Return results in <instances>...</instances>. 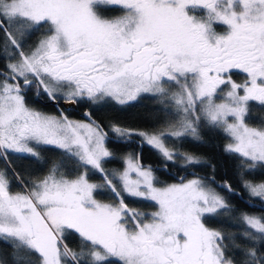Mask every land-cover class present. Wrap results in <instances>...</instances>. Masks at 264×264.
Here are the masks:
<instances>
[{
  "label": "snow or ice",
  "instance_id": "1",
  "mask_svg": "<svg viewBox=\"0 0 264 264\" xmlns=\"http://www.w3.org/2000/svg\"><path fill=\"white\" fill-rule=\"evenodd\" d=\"M0 33V56L15 61L0 72V243L12 249L11 264H264V215L233 207L209 186L214 175L191 173L173 184L156 175L204 163L166 141H199L207 124L232 140L224 151L239 161L243 191L217 187L264 208V179L246 178L264 177V116L258 127L248 123L255 107L264 109V0H0ZM29 92L56 104L58 114L31 106ZM145 97L171 117L162 129L106 124L91 111L83 123L59 108L63 101L126 111ZM112 144L141 151L126 152L123 170H110ZM145 147L160 166L143 163ZM44 148L60 152V161L24 179L26 169L16 171L10 158L32 161L38 172L49 164ZM108 194L110 202L100 198ZM127 199L155 202L157 210L140 212ZM237 211L246 225L241 236L208 225ZM73 236L79 251L66 242ZM237 239L252 247L240 248Z\"/></svg>",
  "mask_w": 264,
  "mask_h": 264
},
{
  "label": "trees",
  "instance_id": "2",
  "mask_svg": "<svg viewBox=\"0 0 264 264\" xmlns=\"http://www.w3.org/2000/svg\"><path fill=\"white\" fill-rule=\"evenodd\" d=\"M112 11L109 13L111 14ZM117 13L119 11L117 10ZM215 29L219 33H223L226 31L223 25L217 24L215 25ZM2 36V33H0ZM40 34L37 33L33 39V42H36L39 39ZM30 46V45H29ZM0 52H2V41H0ZM4 59L3 56H0V68H4ZM246 77L241 73H233V79L236 82H243ZM28 99V102L31 106H37V101ZM162 107L160 102L156 99H151L148 97L142 98L139 103L127 108L126 111H121L120 106H114L111 104L101 105L102 109H98L97 111L94 106L87 105V111L93 113V118L98 120H103L106 124L110 123L114 120H124L128 121L132 127L140 130L146 131H154L156 129H162L164 127L163 120L171 119L168 113L162 112L159 109ZM78 116L77 114H74ZM264 116V109H260L259 107H255L253 109L252 116L248 120V123L254 126H259L258 117ZM200 131V140L196 141L191 138H186L184 140H169L166 141V144L169 148L179 150L183 153H188L194 155L196 157L201 158L204 163L195 167H188L186 169L170 167L167 173L157 172L156 175L159 176L160 180H162L165 184L173 181V180H181L182 178L191 177V173H195V175H199L201 177H209L211 178L213 175L216 179V184H210L218 190L222 195L228 198L229 203L239 209L240 211L248 212L253 215H264V208H262L259 204V201H254L256 203V207L249 208L243 200L232 198L229 194L223 191L221 188L217 187L219 184H224L225 182L230 183L236 192H242V188L240 185L239 175L237 165L239 163L237 157L234 154L226 153L224 151L225 146L229 142V136L222 130L214 127H210L207 124H202ZM110 148L113 149L116 153V159L109 161L105 164L107 169H117L123 170V163L120 159L128 151H136L140 152L141 149L135 147V145L131 147H126L120 144H112L109 145ZM42 155L49 160V164L44 167L42 170L38 172H33L32 169L35 167L32 161L28 159H21L19 156H13L10 159L13 162V167L16 171H23L24 179H34L36 175H46L48 169L52 166V163L59 162L61 159V153L58 151H54L48 148L41 149ZM142 160L144 164H151L153 166L159 165V157L157 153L151 150L148 147L143 148L142 150ZM179 163H183L180 161ZM207 164L214 165V169L211 167H207ZM5 168V163L3 160H0V169ZM83 171V169H80ZM31 173V174H30ZM183 174L181 179L178 178ZM91 175V173H90ZM247 179H256L257 181L264 179L259 175L253 177L251 174L246 176ZM92 180L94 182H99V177L93 175ZM22 190L18 185L13 186V191ZM106 202H110L112 200L111 194L100 197ZM244 199H248L247 194L245 193ZM126 203H128L130 208H134L138 211H142L144 213H150L153 209L157 208L155 202L143 200V199H127ZM240 211L235 213L225 214L218 219L209 220L208 225L210 227L219 228L226 233H230L236 236H241L244 232L246 225H244L240 220ZM218 220H223V223H219ZM70 248L75 251H79L81 248L80 240L73 236L69 240L66 241ZM227 243V242H226ZM235 243L240 248L252 247L251 244H246L243 239H237ZM12 249L7 247L6 245L0 243V260H7L9 264H11V254ZM230 252L235 255L238 259H243V253L230 249Z\"/></svg>",
  "mask_w": 264,
  "mask_h": 264
},
{
  "label": "flooded vegetation",
  "instance_id": "3",
  "mask_svg": "<svg viewBox=\"0 0 264 264\" xmlns=\"http://www.w3.org/2000/svg\"><path fill=\"white\" fill-rule=\"evenodd\" d=\"M118 14H120V13H117V10H112V13H111V15H118ZM35 36V35H34ZM34 36H32L30 39H29V42H28V45H26V47L27 46H29V45H32V41H33V39H34ZM35 42H33V44H34ZM4 59V64L6 65V64H8V63H14L15 61H11V60H8V59H5V58H3ZM5 65H4V68H0V72H6L7 71V69L5 68ZM0 78H3L2 76H0ZM245 80V79H244ZM243 80V81H244ZM238 83V82H237ZM27 98H29V99H32V100H36L37 101V106H33V107H35V108H37V109H39V110H41V111H44V112H47L48 114H58L57 113V105L56 104H53V103H51V102H49V101H47V99L46 98H44V97H42L41 98V100H37L36 98H35V95H34V93L33 92H29L28 93V95H27ZM42 101V102H41ZM101 105H102V103L101 104H98V105H96V106H94V108L97 110V111H99L98 109H102L101 108ZM92 106V105H91ZM59 108L60 109H63V111H64V113H65V115H74V114H77L78 116H80V117H82L81 115H80V112H82V111H86V112H88L87 111V105H83V104H76V107H68V108H66V107H64V105H63V103L61 102L60 104H59ZM76 116V115H75ZM84 118V117H83ZM86 119V118H85Z\"/></svg>",
  "mask_w": 264,
  "mask_h": 264
},
{
  "label": "rangeland",
  "instance_id": "4",
  "mask_svg": "<svg viewBox=\"0 0 264 264\" xmlns=\"http://www.w3.org/2000/svg\"><path fill=\"white\" fill-rule=\"evenodd\" d=\"M34 39H35V37H34ZM0 79H3V78H0ZM239 83H241V82H239ZM243 83V82H242ZM171 91L172 92H177V91H179V89L177 88V87H172L171 88ZM225 91H227V89H225ZM217 103H220L221 101L220 100H217L216 101ZM44 112V111H43ZM45 113H47V112H45ZM48 114V113H47ZM50 115H54V114H50ZM68 117H69V119H71V120H74V121H79V122H83V123H88V120L87 119H85V118H83V117H80V116H75V115H67ZM251 127H257V126H254V125H251V124H249ZM138 130H140V129H138ZM142 131H146V130H142ZM230 139V138H229ZM229 143H232V140L230 139L229 140V142L227 143V145L229 144ZM197 177H201V176H199V175H196ZM194 177L193 176H191V177H187V178H184L185 179V181L186 180H190V179H193ZM180 182V180H173V181H171V182H169V183H167V184H173V183H179ZM159 186V185H158ZM210 186V185H209ZM211 188H213V189H215V191H217V192H219L218 190H216V188L215 187H213V186H210ZM19 191H21V190H19ZM220 193V192H219ZM221 194V193H220ZM222 195V194H221ZM106 202V201H105ZM157 210V208L156 209H153L150 213H152V212H155ZM140 212H142V211H140ZM258 216V215H257Z\"/></svg>",
  "mask_w": 264,
  "mask_h": 264
},
{
  "label": "water",
  "instance_id": "5",
  "mask_svg": "<svg viewBox=\"0 0 264 264\" xmlns=\"http://www.w3.org/2000/svg\"><path fill=\"white\" fill-rule=\"evenodd\" d=\"M62 103H63V105H64V107H66V108H68V107H76V105H72V104H68L67 102H63L62 101ZM86 111H82V112H80V115L82 116V117H84V118H86L87 119V116H86ZM88 120V119H87ZM146 165H148V164H146ZM154 167H158V165H156V166H154ZM183 177V174H181L180 176H178V178L179 179H181Z\"/></svg>",
  "mask_w": 264,
  "mask_h": 264
}]
</instances>
